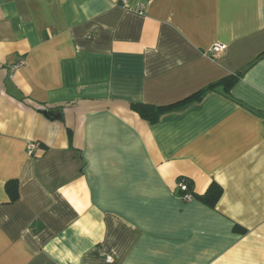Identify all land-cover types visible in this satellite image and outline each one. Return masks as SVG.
Listing matches in <instances>:
<instances>
[{"label":"crops","instance_id":"1","mask_svg":"<svg viewBox=\"0 0 264 264\" xmlns=\"http://www.w3.org/2000/svg\"><path fill=\"white\" fill-rule=\"evenodd\" d=\"M260 55L264 0H0V264H264Z\"/></svg>","mask_w":264,"mask_h":264},{"label":"trees","instance_id":"2","mask_svg":"<svg viewBox=\"0 0 264 264\" xmlns=\"http://www.w3.org/2000/svg\"><path fill=\"white\" fill-rule=\"evenodd\" d=\"M264 55H260L261 58ZM242 76V72L235 73L234 75L227 76L220 81L209 85L208 87L194 93L193 95L169 106H153L145 104H130L129 108L132 112L137 114L142 120L155 124L158 122L160 116L166 112L172 111L179 107H182L193 101H200L205 93L214 88L220 86L222 87L224 93L228 94L232 86L237 82V80ZM68 137L70 134L68 132ZM188 187L191 189V184H188ZM4 189L11 202H14L18 199V183L17 181L11 180L7 181L4 185ZM222 195V189L216 183H211L207 190L202 195H193L195 200H198L205 206L209 208H214L218 200Z\"/></svg>","mask_w":264,"mask_h":264},{"label":"built area","instance_id":"3","mask_svg":"<svg viewBox=\"0 0 264 264\" xmlns=\"http://www.w3.org/2000/svg\"><path fill=\"white\" fill-rule=\"evenodd\" d=\"M123 4H125L126 0H120ZM225 46L222 44H217L214 45L213 47H211V49L209 50L210 54H218V53H222L225 51ZM24 63L23 60H19L18 63L14 66V68H18L20 66H22ZM37 145L33 142H30L26 145V154L28 156H32L34 151L36 150ZM190 182L184 178V177H179L176 180V184H175V191L176 194L178 195V197L183 201V202H190L194 199L193 194H192V190L188 187V184ZM113 258L111 256H106L105 257V261L107 263L112 262Z\"/></svg>","mask_w":264,"mask_h":264},{"label":"water","instance_id":"4","mask_svg":"<svg viewBox=\"0 0 264 264\" xmlns=\"http://www.w3.org/2000/svg\"><path fill=\"white\" fill-rule=\"evenodd\" d=\"M40 113L42 115H44L47 118H51V119H59L60 118V114L59 113H55L52 111H40Z\"/></svg>","mask_w":264,"mask_h":264}]
</instances>
